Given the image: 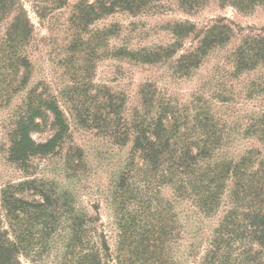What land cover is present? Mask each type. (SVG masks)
<instances>
[{"label":"trees","instance_id":"trees-1","mask_svg":"<svg viewBox=\"0 0 264 264\" xmlns=\"http://www.w3.org/2000/svg\"><path fill=\"white\" fill-rule=\"evenodd\" d=\"M32 1L37 13L42 3L48 5L51 13L67 0ZM149 1H99V14L94 17L91 14L96 6L81 3L76 18L87 27L114 10L141 12ZM219 1L244 13L257 6L264 9V0ZM179 3L184 10H192L203 0H179ZM0 28V78L4 71L10 70L13 79H22L19 86L30 72L29 60L22 52L32 33L23 0H0ZM195 29L190 23H175L171 33L183 39ZM200 33L199 37L194 36L197 44L179 58L185 74L198 67L210 49L225 45L233 36L232 28L221 19ZM179 46L176 41L167 48L119 50L118 54L140 63H155L171 57ZM233 55L235 77L255 70L264 63V36L243 35ZM148 87L145 85L141 90L144 110L136 111L130 121L121 116V100L117 103V97L109 92L99 104L101 115L93 118L114 145L125 146L131 141L127 161L110 188L119 244L127 252L125 260H118L117 264H176L173 245L179 237L186 242L184 262L264 264V155L250 148L235 161L212 160L223 138V126L216 127L211 116L197 114L196 124L188 127V117L179 115L160 99L158 107L154 91ZM47 113L52 116L53 134L43 143L35 142L30 135L40 131L42 125L36 119ZM77 116L80 117L78 113ZM66 131L67 124L55 98L45 99L32 89L10 133L9 159L29 168L30 159L53 153ZM245 134L264 145V109L250 120ZM79 161L80 157L72 161L74 167L79 166ZM142 186L145 187L141 190ZM162 186L171 188L175 200L189 202L192 213L196 210L210 218L222 211L208 237L203 239L199 229L188 230L192 227L188 224L182 226L183 231H176L174 202L165 201L161 205L157 196ZM94 221L75 209L70 193L51 182L32 179L7 185L0 193V264H21L18 257L22 254L40 256L57 244L52 240L56 235L63 245L62 264H110L103 231Z\"/></svg>","mask_w":264,"mask_h":264},{"label":"rangeland","instance_id":"rangeland-1","mask_svg":"<svg viewBox=\"0 0 264 264\" xmlns=\"http://www.w3.org/2000/svg\"><path fill=\"white\" fill-rule=\"evenodd\" d=\"M99 1L106 0H67L51 13L48 5L42 3L37 13L32 0H23L32 25L22 52L27 55L30 72L19 86L22 79H13L10 70L4 71L0 78V193L7 185L32 179L51 182L70 193L75 209L95 220L103 231L109 248L108 260L117 264L118 260H125L127 252L119 244L110 188L127 161L131 141L117 146L103 134L93 121L102 113L99 104L109 92L117 97V103L122 102L121 116L130 121L136 111L144 110L141 90L149 85L147 89L154 91L157 106L159 99L168 103L179 115L188 117V127L196 124L197 114L211 116L216 127L223 126V138L212 160L235 161L250 148L264 155V145L245 134L250 120L264 109V63L238 77L233 75V54L241 37L249 33L264 36V9L257 6L244 13L219 0H203L199 7L184 10L179 0H150L136 14L114 10L87 27L82 26L76 18L77 6L81 3L96 6L91 14L94 17L99 14ZM219 19L232 28L231 40L210 49L199 66L185 74L180 56L197 44L194 36L199 37L200 30ZM175 23L193 24L196 32L178 39L171 33ZM176 41L181 46L173 55L155 63H140L118 54L119 50L167 48ZM32 89L45 99L55 98L67 131L53 153L30 159L29 168L24 169L9 159L10 133ZM36 121H41L40 131L30 136L43 143L53 134L52 116L47 113ZM77 157L79 166L74 167L72 161H77ZM157 196L161 205L165 201L174 202L177 232L188 224L192 225L188 230L199 229L205 239L223 214L219 211L206 218L196 210L192 213L189 202L175 200L168 186H162ZM52 240L57 243L54 247L52 243L53 248L40 256L19 255L20 263L62 264L63 245L58 235ZM185 244L182 237L175 240L176 264H191V260L184 262Z\"/></svg>","mask_w":264,"mask_h":264}]
</instances>
